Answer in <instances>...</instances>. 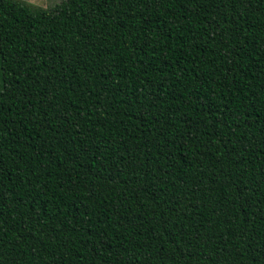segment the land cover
<instances>
[{
  "label": "trees",
  "instance_id": "16d2710c",
  "mask_svg": "<svg viewBox=\"0 0 264 264\" xmlns=\"http://www.w3.org/2000/svg\"><path fill=\"white\" fill-rule=\"evenodd\" d=\"M0 264H264V0H0Z\"/></svg>",
  "mask_w": 264,
  "mask_h": 264
},
{
  "label": "rangeland",
  "instance_id": "374dc122",
  "mask_svg": "<svg viewBox=\"0 0 264 264\" xmlns=\"http://www.w3.org/2000/svg\"><path fill=\"white\" fill-rule=\"evenodd\" d=\"M20 1L31 7L46 8L52 6L53 4L59 2L60 0H20ZM0 85H1V79H0Z\"/></svg>",
  "mask_w": 264,
  "mask_h": 264
}]
</instances>
